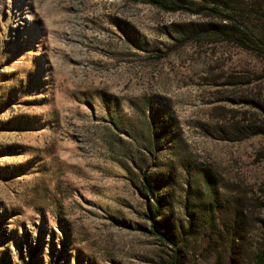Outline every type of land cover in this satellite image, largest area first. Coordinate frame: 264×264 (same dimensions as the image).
Returning <instances> with one entry per match:
<instances>
[{
	"label": "rangeland",
	"instance_id": "rangeland-1",
	"mask_svg": "<svg viewBox=\"0 0 264 264\" xmlns=\"http://www.w3.org/2000/svg\"><path fill=\"white\" fill-rule=\"evenodd\" d=\"M174 7L0 0V264L169 260L142 174L184 264H226L251 206L243 263L264 227V63Z\"/></svg>",
	"mask_w": 264,
	"mask_h": 264
},
{
	"label": "trees",
	"instance_id": "trees-1",
	"mask_svg": "<svg viewBox=\"0 0 264 264\" xmlns=\"http://www.w3.org/2000/svg\"><path fill=\"white\" fill-rule=\"evenodd\" d=\"M143 3L154 5L160 9L175 11V5H189L194 7V13L204 14L209 17L208 28L213 36L218 39L233 43L256 56L264 63V0H138ZM182 7V6H181ZM264 114V109H263ZM252 128V127H251ZM251 134L264 135V128H253ZM257 129V130H256ZM248 132V129L245 130ZM245 132V133H246ZM143 193L154 203V208H149L145 214L149 224L146 229L150 236L155 237L159 243L171 250L169 260L162 264H184L185 254L181 243L188 236L174 233L167 227L162 226L157 218L161 210V202L157 190L146 174L140 176ZM254 207V206H253ZM251 211V206H245L244 212L234 211V218L227 226L229 234V252L226 264H241L236 257L239 251L243 222L241 216ZM198 228L191 219L188 220L186 234L196 236ZM217 263V262H216ZM242 264H264V227L262 232L251 244L249 253L245 256Z\"/></svg>",
	"mask_w": 264,
	"mask_h": 264
}]
</instances>
